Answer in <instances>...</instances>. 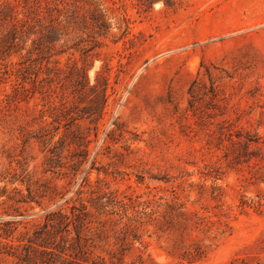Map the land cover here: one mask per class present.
<instances>
[{
  "label": "rangeland",
  "instance_id": "rangeland-1",
  "mask_svg": "<svg viewBox=\"0 0 264 264\" xmlns=\"http://www.w3.org/2000/svg\"><path fill=\"white\" fill-rule=\"evenodd\" d=\"M8 9L24 41L0 46V264L56 210L72 221L48 246L75 255L80 223L90 262L264 264V0Z\"/></svg>",
  "mask_w": 264,
  "mask_h": 264
},
{
  "label": "trees",
  "instance_id": "trees-1",
  "mask_svg": "<svg viewBox=\"0 0 264 264\" xmlns=\"http://www.w3.org/2000/svg\"><path fill=\"white\" fill-rule=\"evenodd\" d=\"M11 9H8L6 12H2L0 10V25L2 26L4 21L9 19L15 20L16 14L11 12ZM18 20H15L13 23L10 24L9 29H0V46L4 47L1 51L2 56L7 57L12 54L11 49L18 46V40H23V24L17 25ZM6 30V31H5ZM43 37H48V34H44ZM49 38V37H48ZM24 41V40H23ZM33 43L37 44V41H33ZM45 43L41 42L38 46H35L36 49H41L40 52L44 50ZM43 47V48H41ZM24 48V47H23ZM102 97L105 99V94L102 93ZM60 217L61 223H64L66 227H68L70 221L69 216L65 214L62 210H56L49 212L46 216V223L43 225L42 229L36 230L34 234V240H29V244L24 246L22 249L23 251H19L16 257L21 261V264H105L102 260H92L89 261L84 249V246L80 244V231L79 225L75 224V229L77 233V243L76 245L73 244L74 249H77L75 255L69 254L67 255L65 251L66 247L62 240L57 247H60V252H55L54 249L56 248L48 246L50 244H55L56 240L51 242V232L49 230V226L54 227L53 220ZM50 238H48V237ZM38 241V242H36ZM78 247V248H77ZM63 254L65 256H63Z\"/></svg>",
  "mask_w": 264,
  "mask_h": 264
}]
</instances>
